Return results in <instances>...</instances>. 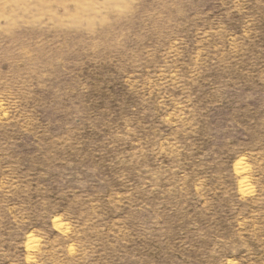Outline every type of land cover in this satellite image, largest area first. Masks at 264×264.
Segmentation results:
<instances>
[{
    "label": "rangeland",
    "instance_id": "1",
    "mask_svg": "<svg viewBox=\"0 0 264 264\" xmlns=\"http://www.w3.org/2000/svg\"><path fill=\"white\" fill-rule=\"evenodd\" d=\"M259 235L264 0H0V264H264Z\"/></svg>",
    "mask_w": 264,
    "mask_h": 264
},
{
    "label": "trees",
    "instance_id": "2",
    "mask_svg": "<svg viewBox=\"0 0 264 264\" xmlns=\"http://www.w3.org/2000/svg\"><path fill=\"white\" fill-rule=\"evenodd\" d=\"M258 239L259 240H262V241H259V242L255 241V242L249 243V245L252 248V250L258 251V250H260L259 248L264 247V241H263L264 240V235H259L258 236ZM243 252H241V254H244ZM241 254H239L240 258L243 257ZM258 255H261L262 256L263 255V252L262 251H259V254Z\"/></svg>",
    "mask_w": 264,
    "mask_h": 264
}]
</instances>
